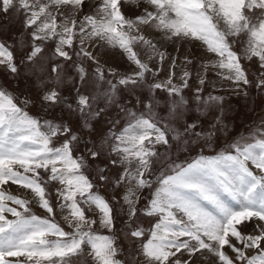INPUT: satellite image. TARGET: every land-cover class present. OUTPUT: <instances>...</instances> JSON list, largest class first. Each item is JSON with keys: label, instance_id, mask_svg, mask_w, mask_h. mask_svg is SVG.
Wrapping results in <instances>:
<instances>
[{"label": "snow or ice", "instance_id": "snow-or-ice-1", "mask_svg": "<svg viewBox=\"0 0 264 264\" xmlns=\"http://www.w3.org/2000/svg\"><path fill=\"white\" fill-rule=\"evenodd\" d=\"M0 264H264V0H0Z\"/></svg>", "mask_w": 264, "mask_h": 264}, {"label": "rangeland", "instance_id": "rangeland-1", "mask_svg": "<svg viewBox=\"0 0 264 264\" xmlns=\"http://www.w3.org/2000/svg\"><path fill=\"white\" fill-rule=\"evenodd\" d=\"M171 51V49H169ZM175 54V53H174ZM116 63H118L119 65H121V70H123V67H126V65H124V62L122 60H117ZM211 90V89H209ZM216 94H225L223 92H217ZM231 103V111L227 112V116L229 118V120L231 121V119L233 117H238V119L235 120V123L237 125V131L244 133L245 129L247 127H249L248 125V120L251 118L250 115L246 116V109L243 107V104L241 101L237 100L236 97H231L230 100ZM238 109V111H237ZM223 141H221V145H222ZM13 191H15V186H13Z\"/></svg>", "mask_w": 264, "mask_h": 264}]
</instances>
